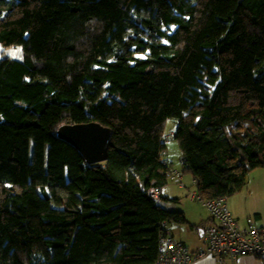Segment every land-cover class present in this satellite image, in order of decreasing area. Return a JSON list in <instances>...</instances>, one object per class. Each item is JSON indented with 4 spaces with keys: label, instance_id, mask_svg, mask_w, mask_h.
<instances>
[{
    "label": "trees",
    "instance_id": "16d2710c",
    "mask_svg": "<svg viewBox=\"0 0 264 264\" xmlns=\"http://www.w3.org/2000/svg\"><path fill=\"white\" fill-rule=\"evenodd\" d=\"M0 44V264H154L170 118L203 199L264 168V0H0ZM91 121L103 164L57 136Z\"/></svg>",
    "mask_w": 264,
    "mask_h": 264
},
{
    "label": "built area",
    "instance_id": "2783aa9c",
    "mask_svg": "<svg viewBox=\"0 0 264 264\" xmlns=\"http://www.w3.org/2000/svg\"><path fill=\"white\" fill-rule=\"evenodd\" d=\"M167 176L183 186L181 172L169 169ZM164 188H152L148 192L153 201L162 200ZM192 197L207 208L214 222L205 228V248L196 253L191 252L187 245L173 237L167 226V237L161 242L154 264H194L207 256H216L219 264H228L231 259L247 256L264 258V226L256 218H247L241 224L234 218L226 197L205 200L197 192H193Z\"/></svg>",
    "mask_w": 264,
    "mask_h": 264
},
{
    "label": "rangeland",
    "instance_id": "374dc122",
    "mask_svg": "<svg viewBox=\"0 0 264 264\" xmlns=\"http://www.w3.org/2000/svg\"><path fill=\"white\" fill-rule=\"evenodd\" d=\"M138 57H144V55H137ZM4 58H10L11 60H23L24 50L23 47H10L6 48L0 44V62ZM179 125L178 118H170L166 121L164 126V141L166 144V151L163 154V160L169 166V169L173 171L183 173V153L180 149L178 142L175 140V132ZM184 182L186 188H181V184L176 180L168 179V185L166 192L172 198L179 199L178 203H172L169 201H161L160 203L166 208L177 209L188 214H193L192 219L197 220L201 217H207L209 212L207 208L203 206L198 200L193 199V192H197L196 184L191 175L184 174ZM152 189V188H151ZM150 189V190H151ZM149 190V191H150ZM165 192V191H164ZM163 192V193H164ZM172 203V204H170ZM228 204L232 213L236 216H240L246 219L248 217H254L255 213H264V168L256 169L249 173L247 183L244 188L238 193L234 194L228 199ZM169 206V207H167ZM188 219L189 216H187ZM181 227L183 230L188 226L172 225V228ZM182 231V230H181ZM197 232V231H196Z\"/></svg>",
    "mask_w": 264,
    "mask_h": 264
},
{
    "label": "water",
    "instance_id": "95a60500",
    "mask_svg": "<svg viewBox=\"0 0 264 264\" xmlns=\"http://www.w3.org/2000/svg\"><path fill=\"white\" fill-rule=\"evenodd\" d=\"M112 135V129L95 121L65 124L57 133L61 140L80 152L88 165H98L108 161Z\"/></svg>",
    "mask_w": 264,
    "mask_h": 264
},
{
    "label": "crops",
    "instance_id": "0c3cea01",
    "mask_svg": "<svg viewBox=\"0 0 264 264\" xmlns=\"http://www.w3.org/2000/svg\"><path fill=\"white\" fill-rule=\"evenodd\" d=\"M164 163L166 164L165 161H164ZM166 166H167V168H169V166L167 164H166ZM182 182H183V186H180V187L182 189L186 188V184L184 182V177H183ZM167 185L164 188L165 192L163 193V197H167L168 199H174L175 200L176 199L175 197L172 198L169 195V193L166 192ZM176 200H179V199H176ZM170 204H172V203H170ZM167 207H169V206H167ZM173 210L180 211L177 209H173ZM184 214H185L186 218H187V216H189L190 219L187 218V220L191 225H193V227H188L187 229L185 228V230H183L181 227L173 229L172 225H171L170 230H171L173 237L176 240L183 242L185 245H187L189 247L191 252L196 253V252L200 251L201 249L205 248V228H206V226L211 225L214 222H213V219L211 218L210 213L207 217H201L200 216V218H198L197 220H194V219H192V217H190V216H193V214L187 213V215H186L185 212H184ZM233 216L241 224L245 223L244 218H242L238 215L235 216L234 214H233ZM248 218H250V217H248ZM254 218H256V220L259 222L260 225L264 226V213L263 214L255 213ZM177 226H179V225H177ZM194 264H219V263H218V259L216 256H207L205 258L197 260ZM228 264H264V258L247 256V257H241V258L234 259V260L231 259L228 261Z\"/></svg>",
    "mask_w": 264,
    "mask_h": 264
}]
</instances>
